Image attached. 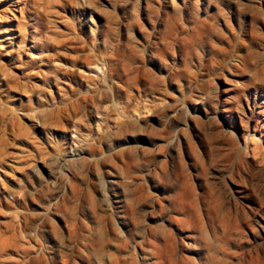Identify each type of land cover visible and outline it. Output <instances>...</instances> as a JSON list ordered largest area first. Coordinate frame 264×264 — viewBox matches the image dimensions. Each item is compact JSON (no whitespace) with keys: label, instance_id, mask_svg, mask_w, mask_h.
Segmentation results:
<instances>
[{"label":"rangeland","instance_id":"rangeland-1","mask_svg":"<svg viewBox=\"0 0 264 264\" xmlns=\"http://www.w3.org/2000/svg\"><path fill=\"white\" fill-rule=\"evenodd\" d=\"M0 264H264V0H0Z\"/></svg>","mask_w":264,"mask_h":264},{"label":"bare ground","instance_id":"bare-ground-1","mask_svg":"<svg viewBox=\"0 0 264 264\" xmlns=\"http://www.w3.org/2000/svg\"><path fill=\"white\" fill-rule=\"evenodd\" d=\"M73 47V46H72ZM77 47V46H76ZM82 48V47H81ZM82 53H83V51H82ZM85 53V52H84ZM87 55V54H86ZM81 102V101H80ZM79 105H80V103H79ZM83 105V104H82ZM81 105V107L84 109V107ZM242 190V189H241ZM240 193H243L242 191H239Z\"/></svg>","mask_w":264,"mask_h":264}]
</instances>
